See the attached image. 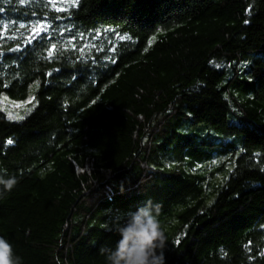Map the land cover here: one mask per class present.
I'll list each match as a JSON object with an SVG mask.
<instances>
[{
  "label": "trees",
  "instance_id": "trees-1",
  "mask_svg": "<svg viewBox=\"0 0 264 264\" xmlns=\"http://www.w3.org/2000/svg\"><path fill=\"white\" fill-rule=\"evenodd\" d=\"M0 9V99L39 82L24 120L0 107V176L17 179L0 236L20 264H106L147 201L165 264H264V0Z\"/></svg>",
  "mask_w": 264,
  "mask_h": 264
},
{
  "label": "clouds",
  "instance_id": "clouds-1",
  "mask_svg": "<svg viewBox=\"0 0 264 264\" xmlns=\"http://www.w3.org/2000/svg\"><path fill=\"white\" fill-rule=\"evenodd\" d=\"M15 176H0V185L11 190ZM159 206L147 201L135 211L126 214L124 222L117 223L119 239L113 248H102L106 264H165L164 249L167 236L158 218ZM13 244L0 236V264H20Z\"/></svg>",
  "mask_w": 264,
  "mask_h": 264
},
{
  "label": "rangeland",
  "instance_id": "rangeland-1",
  "mask_svg": "<svg viewBox=\"0 0 264 264\" xmlns=\"http://www.w3.org/2000/svg\"><path fill=\"white\" fill-rule=\"evenodd\" d=\"M38 88V81H34L33 83H31L28 89V98L24 101L14 100L6 95H4L0 99V107L5 111L7 117L9 112L13 113L14 118L10 120L17 122L22 121L35 109V107L37 106V100H35L34 98ZM14 104L20 105V107H14ZM20 116H23L24 119H19Z\"/></svg>",
  "mask_w": 264,
  "mask_h": 264
},
{
  "label": "snow or ice",
  "instance_id": "snow-or-ice-1",
  "mask_svg": "<svg viewBox=\"0 0 264 264\" xmlns=\"http://www.w3.org/2000/svg\"><path fill=\"white\" fill-rule=\"evenodd\" d=\"M0 11H2V9H0ZM245 23H248V21H245ZM5 27H7V26H5ZM19 27L20 28H23L24 27V25L23 24H21V25H19ZM33 31L35 32V29H33ZM14 107H20V105H13ZM8 117H9V119H13L14 117H13V113L12 112H9L8 113ZM19 119H24V117L23 116H20L19 117ZM9 143H11V141H9ZM177 242H179V241H177ZM246 247H248L247 245H246ZM225 255H227V253H225Z\"/></svg>",
  "mask_w": 264,
  "mask_h": 264
}]
</instances>
